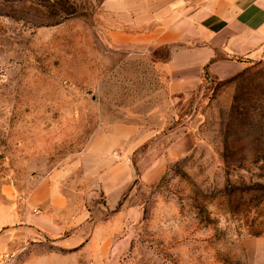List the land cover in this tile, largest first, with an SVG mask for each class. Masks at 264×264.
<instances>
[{
    "label": "rangeland",
    "instance_id": "374dc122",
    "mask_svg": "<svg viewBox=\"0 0 264 264\" xmlns=\"http://www.w3.org/2000/svg\"><path fill=\"white\" fill-rule=\"evenodd\" d=\"M114 18L104 0H0V186L56 175L67 198L68 227L47 242L57 256L38 264H251L243 241L264 234V45L241 72L172 95L150 59L117 52ZM119 126L133 131L124 144L88 152ZM108 163L131 167L110 198L91 173Z\"/></svg>",
    "mask_w": 264,
    "mask_h": 264
},
{
    "label": "crops",
    "instance_id": "0c3cea01",
    "mask_svg": "<svg viewBox=\"0 0 264 264\" xmlns=\"http://www.w3.org/2000/svg\"><path fill=\"white\" fill-rule=\"evenodd\" d=\"M104 6L115 17L110 36L117 52L150 59L157 74L166 77L165 87L172 95L197 90L206 75L226 79L241 72L264 45V0H104ZM132 132L119 126L109 135L94 137L88 152L105 155ZM102 140L110 144L101 145ZM182 146V140L173 143L169 154L178 155ZM107 165L91 173L100 176L110 198L117 191L121 195L131 167ZM26 187L22 192L0 186V250L26 247L25 264H38L57 256L47 250V242L59 239L68 227L59 219L67 198L56 175L34 176ZM96 233L97 229L91 239ZM243 242L251 264H264V234Z\"/></svg>",
    "mask_w": 264,
    "mask_h": 264
},
{
    "label": "built area",
    "instance_id": "2783aa9c",
    "mask_svg": "<svg viewBox=\"0 0 264 264\" xmlns=\"http://www.w3.org/2000/svg\"><path fill=\"white\" fill-rule=\"evenodd\" d=\"M26 250V247L0 250V264H24Z\"/></svg>",
    "mask_w": 264,
    "mask_h": 264
}]
</instances>
